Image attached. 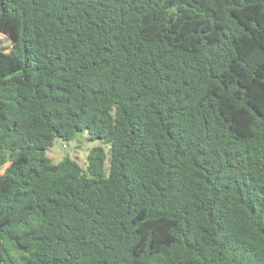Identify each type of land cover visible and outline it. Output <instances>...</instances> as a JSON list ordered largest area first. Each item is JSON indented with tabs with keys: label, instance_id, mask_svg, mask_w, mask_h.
<instances>
[{
	"label": "trees",
	"instance_id": "16d2710c",
	"mask_svg": "<svg viewBox=\"0 0 264 264\" xmlns=\"http://www.w3.org/2000/svg\"><path fill=\"white\" fill-rule=\"evenodd\" d=\"M0 33V264H264V0H0Z\"/></svg>",
	"mask_w": 264,
	"mask_h": 264
},
{
	"label": "rangeland",
	"instance_id": "374dc122",
	"mask_svg": "<svg viewBox=\"0 0 264 264\" xmlns=\"http://www.w3.org/2000/svg\"><path fill=\"white\" fill-rule=\"evenodd\" d=\"M0 38L11 43V39L6 34L0 33ZM98 146H103L100 140H90L87 132H80L77 139L72 142H65L62 139H57L54 146L46 153L47 156L56 163L62 161L65 157H70L76 160L81 166L86 167L90 151ZM104 147L106 152H108L109 146ZM0 172L3 173V170Z\"/></svg>",
	"mask_w": 264,
	"mask_h": 264
}]
</instances>
